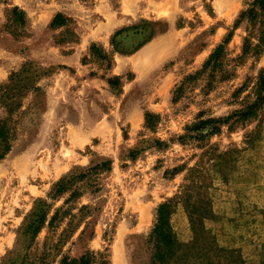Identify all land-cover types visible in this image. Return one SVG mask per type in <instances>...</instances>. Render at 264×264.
Here are the masks:
<instances>
[{"label":"rangeland","instance_id":"obj_1","mask_svg":"<svg viewBox=\"0 0 264 264\" xmlns=\"http://www.w3.org/2000/svg\"><path fill=\"white\" fill-rule=\"evenodd\" d=\"M249 3L0 0V264H153L163 202L175 238L164 264H264V99L235 114L264 74L259 23L235 25Z\"/></svg>","mask_w":264,"mask_h":264},{"label":"trees","instance_id":"obj_2","mask_svg":"<svg viewBox=\"0 0 264 264\" xmlns=\"http://www.w3.org/2000/svg\"><path fill=\"white\" fill-rule=\"evenodd\" d=\"M261 15H264V0H251L249 3V7L246 10H243L239 18L237 19L235 25L239 24L242 20L246 19L252 23H259V29L257 32L258 41L261 44H264V20L261 19ZM246 41V40H245ZM260 45H256L259 47ZM93 50H96L95 46L92 47ZM223 50V44H219L217 48L209 55L208 59L203 65V69L208 67L214 68L215 64H217L220 53ZM264 89V74L261 73L259 77L258 83V94L257 98L254 102H252L246 110L236 111L235 114H240L241 116H248L253 113V111L257 108L260 102L264 99V96L261 95L262 90ZM230 116L227 117H218V118H206V119H198L196 122L192 123L190 126L186 127L187 134L178 135L176 140H184L187 137L197 138L204 137L205 135H210L218 132L219 127L222 123L226 122ZM145 125L153 130L158 121V116L151 112H145L144 114ZM207 128V132L202 134L201 131ZM193 132H200L193 135ZM7 131L6 128L0 123V140L2 141V145L6 146L7 143ZM157 147H164L166 145L165 142L155 141ZM140 149L134 150V154H137ZM2 153H4L2 151ZM1 156V154H0ZM111 160H104L100 163H97L91 167H89L85 173H81L79 175H71L68 178L65 177L58 181L53 189L51 190L52 196H58L67 191V188L70 182L79 177H83L87 173H90L92 170H101L106 171L110 169ZM56 214L53 215L52 219H54ZM58 215V214H57ZM170 215H171V205L168 202H163L159 204L156 208V219L153 225V228L150 232V238L154 242V253L152 255V263L153 264H164L167 259L171 258L173 253V247L175 244L174 233L170 226ZM51 219V221H52ZM42 217L38 220V225L41 223ZM38 227H35L34 233L37 231ZM75 261V260H73ZM80 264H89L90 259L86 255H82L79 260ZM63 264H68L66 261H63ZM100 264H105L104 261H101Z\"/></svg>","mask_w":264,"mask_h":264}]
</instances>
